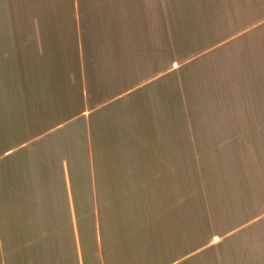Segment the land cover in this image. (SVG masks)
<instances>
[{"label": "crops", "instance_id": "1", "mask_svg": "<svg viewBox=\"0 0 264 264\" xmlns=\"http://www.w3.org/2000/svg\"><path fill=\"white\" fill-rule=\"evenodd\" d=\"M0 264H264V0H0Z\"/></svg>", "mask_w": 264, "mask_h": 264}]
</instances>
